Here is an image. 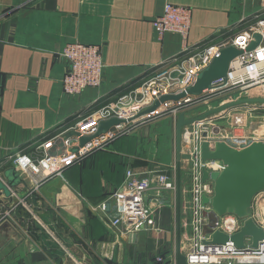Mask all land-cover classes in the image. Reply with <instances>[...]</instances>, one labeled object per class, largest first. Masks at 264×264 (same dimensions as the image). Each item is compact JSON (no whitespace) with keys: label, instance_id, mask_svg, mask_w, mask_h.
Wrapping results in <instances>:
<instances>
[{"label":"crops","instance_id":"crops-1","mask_svg":"<svg viewBox=\"0 0 264 264\" xmlns=\"http://www.w3.org/2000/svg\"><path fill=\"white\" fill-rule=\"evenodd\" d=\"M168 2L192 9L186 39L178 33L160 38L154 28ZM262 17L264 0H0V173L176 59L234 38ZM74 42L99 46L105 66L99 87L69 96L62 85L68 63L60 53ZM161 117L170 119V140L177 118ZM162 118L109 141L36 188L33 176L18 168L24 181L0 205L6 209L0 264H156L160 252L176 264L174 200L162 209V231H140L135 239L93 210L122 185L129 167L162 166L139 146L150 132L156 138L152 125ZM185 245L183 233L184 254Z\"/></svg>","mask_w":264,"mask_h":264},{"label":"built area","instance_id":"built-area-1","mask_svg":"<svg viewBox=\"0 0 264 264\" xmlns=\"http://www.w3.org/2000/svg\"><path fill=\"white\" fill-rule=\"evenodd\" d=\"M191 21L190 7L168 2L163 13L154 19L153 25L160 38L167 33H178L186 39ZM255 24L256 26L251 25L234 38L191 51L176 59L115 100L97 108L67 131L75 130L80 135L89 137L98 132L102 121L119 118L124 120L123 123L84 145H81L77 134L64 139L66 131L37 145L31 152L18 156L15 167L32 175L36 188L52 175L61 174L65 167L104 147L109 141L129 134L138 125L164 115L176 119L180 112L186 113L191 105L204 102L206 96L217 90L233 91L223 103L243 97H264V17ZM256 32L262 34V41L255 49L247 50ZM229 45L236 46L243 53L232 61L227 76L216 81L212 89L201 95H187L177 101H163L154 111L134 118L152 107L162 96L186 90L220 50ZM60 56L68 63L62 79L65 95L75 96L89 87H99L102 84L105 65L99 46L81 42L68 43ZM246 106L249 110H264V103H248L205 117L186 125L182 130L181 151L182 154L189 155V159L182 160V166L183 162L188 163L186 170L190 182L189 187H183L182 205L183 229L188 230L183 233L186 240L190 241L189 251L185 253L189 264H264V242H260L257 248L251 247V237L245 238V248L237 247L231 240L224 244L211 243L215 231L219 230L229 236L239 232L243 219L231 213L218 215L210 203L203 202L204 196L212 198L214 195L213 181L203 180V167L212 171L220 170L223 166L221 161L202 162L203 134L207 133L206 139L212 144L224 141L237 149L247 147L257 140L264 141V136L242 131L245 117L240 110ZM231 113H235V124L225 120V125V122L220 121L227 119ZM173 200L176 203V161L171 166L152 164L140 171L129 167L122 185L93 210L104 212V217L109 219L113 228L121 230L132 239L140 231L161 232L159 218L162 209ZM252 217L264 229V191L254 199ZM155 260L158 263L164 262L162 252L155 255Z\"/></svg>","mask_w":264,"mask_h":264},{"label":"water","instance_id":"water-1","mask_svg":"<svg viewBox=\"0 0 264 264\" xmlns=\"http://www.w3.org/2000/svg\"><path fill=\"white\" fill-rule=\"evenodd\" d=\"M262 34L254 33V40L251 41L247 50L255 49L262 41ZM243 50L238 49L234 45L223 47L219 54L214 57L212 62L205 68L196 78L195 82L186 90L176 93L167 94L161 97L152 107L142 111L135 116L154 111L157 106L163 101H177L187 95H201L205 91L212 89L213 84L225 78L230 70V65ZM248 103H264V97H243L223 103L219 106L211 108L204 113L188 117L185 112H180L175 124V161H176V264H189L185 254L182 252V237H183V185H182V160L189 159L188 154H182V130L186 125L204 119L210 115L219 113L225 110H231ZM124 120L112 118L100 122L98 132L94 136H82L75 130L67 131L64 134V139L74 134L80 136L81 145L88 141L99 137L115 125L123 123ZM202 143V162L221 161L222 169L209 171L206 166L203 167V180H211L214 183V195L212 198L203 197L204 204H211L213 211L218 215L227 213L236 214L243 219V226L239 232L229 236L221 231L213 233V244H224L229 240L233 241L239 248H245V238L251 237V247L257 248L260 242H264V229L259 226L252 217L253 203L255 197L264 191V141L257 140L252 142L247 147L237 149L228 145L224 141H216L210 143L206 139L207 133ZM24 180L21 177L18 168L13 166L7 169L4 176L0 175V205L6 206L2 197L9 198L12 194L14 186L22 183ZM6 209L0 210L4 214ZM1 217V216H0ZM136 234L133 238L135 239ZM242 264H260V263H242Z\"/></svg>","mask_w":264,"mask_h":264},{"label":"rangeland","instance_id":"rangeland-1","mask_svg":"<svg viewBox=\"0 0 264 264\" xmlns=\"http://www.w3.org/2000/svg\"><path fill=\"white\" fill-rule=\"evenodd\" d=\"M260 19V18H259ZM256 26V24H254ZM233 93L232 90H217L211 95L206 96L204 102L196 103L190 106V109L186 111L189 116H197L205 111L209 110L211 107L219 106L223 104L227 97ZM252 97V96H251ZM250 108L243 107L240 112L244 114L245 126L242 128L243 132L254 133L258 136H264V110H249ZM236 113V112H235ZM235 113H231V115L227 119H222V121L226 125V121L235 124L236 118H234ZM240 117V116H239ZM162 118V117H160ZM226 120V121H225ZM160 122L152 125V132L156 134V138L152 139L151 132L149 136L142 137L140 140V152L144 154L146 157L150 158L152 161H158L162 164V166H171L174 162V148H175V131L172 130V135L169 140V132H171L170 127V119L168 117L162 118L159 120ZM152 139V140H151ZM157 163V162H155ZM185 162H183V166ZM182 166V167H183ZM182 185L189 187V177L187 175V170L182 168ZM184 217V216H183ZM184 232L188 231L183 229ZM185 239L186 236L184 235ZM190 241L187 240V245H185L186 253L189 251Z\"/></svg>","mask_w":264,"mask_h":264},{"label":"trees","instance_id":"trees-1","mask_svg":"<svg viewBox=\"0 0 264 264\" xmlns=\"http://www.w3.org/2000/svg\"><path fill=\"white\" fill-rule=\"evenodd\" d=\"M111 194H112V193L109 192V193L107 194L106 198H108ZM100 203H101V202H100ZM100 203H99V204H100ZM162 255L164 256L163 252H162ZM164 259H165V258H164ZM154 261H155L156 264H168L165 260H164L163 263H158V262H156L155 257H154Z\"/></svg>","mask_w":264,"mask_h":264}]
</instances>
